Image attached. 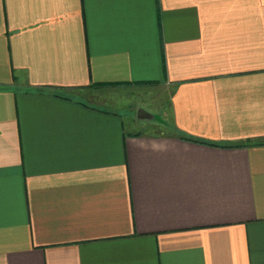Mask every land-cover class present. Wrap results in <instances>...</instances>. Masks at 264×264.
I'll use <instances>...</instances> for the list:
<instances>
[{"label":"crops","instance_id":"obj_1","mask_svg":"<svg viewBox=\"0 0 264 264\" xmlns=\"http://www.w3.org/2000/svg\"><path fill=\"white\" fill-rule=\"evenodd\" d=\"M0 264H264V0H0Z\"/></svg>","mask_w":264,"mask_h":264},{"label":"rangeland","instance_id":"obj_2","mask_svg":"<svg viewBox=\"0 0 264 264\" xmlns=\"http://www.w3.org/2000/svg\"><path fill=\"white\" fill-rule=\"evenodd\" d=\"M162 86H140V87H120V88H106L105 96L106 98H111L112 100H117L112 102L108 100L103 104L107 108H120L121 110L125 109L126 111H130V108L135 106H139L135 112V119H145V121L151 120L152 115H158L166 117L162 108L167 110L168 103H166V97H162ZM168 94V92L166 93ZM155 99V100H154ZM153 100V101H152ZM153 113V114H152ZM165 119V118H163ZM167 119V117H166ZM157 120V119H156ZM138 121V120H137ZM161 125V124H159ZM127 128L130 130H134L136 128L144 130V126H132L127 120ZM151 130H156L157 126L154 125L151 127ZM150 130V129H148Z\"/></svg>","mask_w":264,"mask_h":264},{"label":"trees","instance_id":"obj_3","mask_svg":"<svg viewBox=\"0 0 264 264\" xmlns=\"http://www.w3.org/2000/svg\"><path fill=\"white\" fill-rule=\"evenodd\" d=\"M186 139H192V140H195V141H198V142H204V143H208L207 141H204V140H200V139H194V138H192V137H185ZM211 144H213V143H211ZM214 145H215V143H214ZM245 145H247V144H245V143H235V144H229V145H225V146H229V147H239V146H245Z\"/></svg>","mask_w":264,"mask_h":264}]
</instances>
